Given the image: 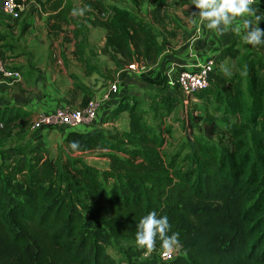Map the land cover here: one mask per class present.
<instances>
[{
    "label": "trees",
    "instance_id": "obj_1",
    "mask_svg": "<svg viewBox=\"0 0 264 264\" xmlns=\"http://www.w3.org/2000/svg\"><path fill=\"white\" fill-rule=\"evenodd\" d=\"M130 2L141 9L145 0ZM150 3L152 23L169 18L161 16L165 0ZM44 7L55 20L52 30H62L63 23L76 27L74 54L92 71L85 58L87 24L70 18L72 1L48 0ZM83 8L86 23L105 30L101 52L117 70L158 61L165 44L135 9L105 0H83ZM6 45L0 44L1 58ZM238 55L234 43L222 50L218 63ZM248 57L251 100L242 77L216 68L210 87L197 95L215 97L222 116L188 118L192 127L201 125L204 138L188 134L185 152L164 150V137L145 122L133 97L120 108L129 115L128 130L111 137L99 130L66 135L68 154H99L109 160L108 170L80 157L58 162L44 149L3 156L0 264H118L109 246L135 240L136 224L150 211L168 217L169 236L179 234L176 254L162 259L157 239L151 252L128 250L127 264H264V56ZM160 103L170 113L175 99L165 95ZM31 120L32 112L21 106L0 107V144ZM165 129L171 135L170 127Z\"/></svg>",
    "mask_w": 264,
    "mask_h": 264
},
{
    "label": "crops",
    "instance_id": "obj_2",
    "mask_svg": "<svg viewBox=\"0 0 264 264\" xmlns=\"http://www.w3.org/2000/svg\"><path fill=\"white\" fill-rule=\"evenodd\" d=\"M128 2L131 5L130 7L120 3L118 0L113 1L111 4L136 10L130 0ZM165 4L166 6L162 10L161 16L163 17L167 14L169 18H165L158 23H152L150 12L154 10V6L150 3V0H145L141 8V10H144L143 8L146 6L147 15L145 14V18L153 24L154 28L160 30V34L157 35L158 42L165 44V49L155 64L141 68L120 69L116 73V76H114L115 79H106L103 77L104 74L101 67L104 64L99 62V60L96 63L97 70L99 71L100 68L102 74H98L93 68L88 73L84 66H74L72 67L74 70L68 67L71 74L75 73L78 80H80L79 82L81 84L78 87L76 86L78 82L75 83L74 80L68 79L67 75H65L67 74L66 63H68L71 57L67 53L70 51L74 52L76 49L75 38L72 39V35H68L72 41H68L70 51L67 52L64 47L66 44L62 43V32L37 28V16H26L24 23L27 26H25L26 24H18L16 27V33L20 43L23 45V49L28 50V45L32 43V47L35 46V51L41 50V53H43L46 50L45 40L43 38L45 37L48 40L49 37L50 40L52 38V43H54L53 48H56L58 55L54 54L49 59L46 58V63H42L37 55L35 56L36 59L34 55H31L28 57V61L20 62V65L24 67L26 72L30 71L31 74L34 73L33 75L35 77L29 86L26 81H23L22 76L20 79L0 76V107L21 106L25 110L31 111L32 119H34L38 115L52 112L59 107L84 108L91 100H101V106L97 112V119L92 123H84L76 130L80 132L99 130L103 131L108 137H111L112 134L110 131L117 127L116 119L128 114L126 111H120V108L126 101H130L133 97L141 96L143 92L148 91L147 87L160 89L161 87L157 86H163L165 81H167L168 86H171V78L175 76L177 69H197L201 63L208 60L215 61L216 67H218L217 63L221 59L222 50L234 43L238 49H242L244 44H246L251 48V53L264 56V45L252 46L244 42V30L242 28L239 32L230 28L220 36H217L213 30L206 29L200 22L198 15L193 14L194 11L198 12V10L191 4V0H165ZM170 5H175V9L172 10ZM252 7L256 10L255 15L264 17V0H255ZM136 11L139 12L138 9ZM2 17L5 18L3 20L6 22L9 20L16 21L5 14ZM3 20L0 18V31L3 35L5 33L10 34V29L7 28L8 26H6ZM240 23L237 20L233 27L240 28ZM259 26L261 29H264V20L260 22ZM96 31L99 32L98 27ZM102 31H100V34L103 33ZM13 33H15V27H13ZM87 38L89 40V35ZM55 39L59 44L56 45ZM0 44H4V42L0 40ZM104 45L105 37H103L100 43V48L102 49ZM101 49L99 51L100 53ZM56 57L63 58L65 62V70L62 78L55 75L57 73H55L56 66L54 65ZM57 62H60V60ZM112 67L115 68V66ZM42 69L48 70L47 72H42ZM42 73L45 77L41 76ZM16 82L19 84L15 85ZM113 84L117 85V91L112 93L110 90ZM107 94H109V97L104 99ZM126 130L128 129L124 131ZM67 133L60 129H52L42 130L39 134L40 136L49 134L51 139L57 136V138L61 139V144L65 146L64 141ZM103 159L109 161L106 158Z\"/></svg>",
    "mask_w": 264,
    "mask_h": 264
},
{
    "label": "rangeland",
    "instance_id": "obj_3",
    "mask_svg": "<svg viewBox=\"0 0 264 264\" xmlns=\"http://www.w3.org/2000/svg\"><path fill=\"white\" fill-rule=\"evenodd\" d=\"M23 4L25 5L24 12L19 20L11 21L9 19L8 22L4 21L5 18L2 16L4 15L0 8V18L3 20L4 23H6L7 28L10 29V34L1 33L0 31V40H3L4 44H7L5 48L2 49L3 55L2 58L6 62V64L12 68L16 69L21 73V76L23 78V81H26L28 83V86L32 84L33 78L35 77L33 74H31L30 71L26 72L24 67L20 65L21 61H28V57L31 55L35 56L37 55L38 58L41 59L42 63H46L45 59H49L52 55L56 54V48H53L52 38H43L45 40V48L46 50L41 53V50L35 51V46L32 47V43L28 45V50L23 49L22 43H20V40L18 39L17 33H16V27L18 24H26L25 17L26 16H37L38 21L36 22V27L40 29H51L52 25H54L55 20L51 19V11L47 8V11L45 10L44 5L47 4L48 0H22ZM73 3L74 9H81L83 8V0H71ZM106 2L112 3L116 0H105ZM120 3L131 6L128 0H118ZM171 9H175V5H170ZM143 7V6H142ZM141 7V8H142ZM136 10H139V15L142 17H145L147 15L146 6H144V10H141L140 8L135 7ZM43 14V15H41ZM146 14V15H145ZM71 19L77 21V22H83L87 24L85 33L87 36L89 35V40H87L85 44V58L87 59V66L88 68H93L95 72L97 71L98 74H102L99 68V71L97 70L98 67L96 65L97 61L102 62L104 64L102 68L103 74L106 79H112L114 76H116V73L119 71L117 70L114 62L108 57L107 55H103L102 52L100 53V43L103 40V37H106V34H104L105 30L102 28H98V31H96V28L90 26L85 21V17L79 16V15H71ZM41 23V24H40ZM27 26V24L25 25ZM13 27H15V33H13ZM62 30L60 32L63 33V40L62 43H65L66 51H70L69 48V40L72 41L74 39V25H67L66 23L62 24ZM104 30V31H102ZM157 35L160 34V30L157 28H154ZM55 31V30H53ZM100 31L103 33L100 34ZM42 33V32H41ZM59 33V32H58ZM40 35V34H39ZM68 35H72V39L68 37ZM41 39V38H40ZM50 40V42H49ZM67 40V41H66ZM56 41V45L59 44ZM66 41V42H65ZM59 49V48H58ZM102 50V49H101ZM251 48L244 44L242 49H239V55L235 59L227 58L220 63H217L218 67L217 70L221 72V74H224L225 76L230 75H239L242 77V89L244 91L245 98L250 101V95H249V79H248V66H249V53ZM35 53H34V52ZM43 51V50H42ZM70 51L67 53L71 57L68 60V63H66V72L67 78L74 80L76 83V86H80V80L76 77L75 73L71 74L68 67L74 66H82L81 62L76 58L74 52ZM48 56V57H47ZM103 56V57H102ZM103 58V59H102ZM36 59V58H35ZM60 60V62H57ZM48 63V61H47ZM36 64V63H35ZM221 64V65H219ZM54 65L55 68V75L59 76L60 78L63 77V72L65 70V62L63 61V58L56 57ZM112 66H115L112 67ZM68 68V69H67ZM85 68V67H84ZM48 69H42L41 71L47 72ZM69 70V71H67ZM74 70V69H73ZM127 73V72H125ZM52 74V75H54ZM50 75V74H49ZM47 75V76H49ZM42 77H45V75H41ZM115 79V78H114ZM113 81V80H112ZM19 83H15L17 85ZM161 87L160 89L152 87L148 88V91H145L142 93L141 96L136 97L140 107L143 109L144 112V118L145 122L152 126L156 132L160 133L161 136L165 139V148L164 150L168 153L174 154L176 152H185V146L187 139L189 138L190 133H193V135L197 137L204 138L203 130L201 129V125H194L192 127L190 122V117H203L205 118L209 114H214L219 117L222 116V106H220L219 102L216 101L215 97H211L210 99H207L205 97L201 98L198 95H187L185 94L178 86L177 84H173L171 86H168L167 81H165L163 86H157ZM30 88V87H29ZM170 96L173 99H175V103L173 105L172 111L169 113V111L163 109V106L160 103L162 96ZM87 106V104H86ZM117 120V127L110 131V133L113 135L115 132H121L125 129H129L130 125V119L129 115L125 114L123 116H120ZM196 123V122H195ZM31 122H28L25 126H18L15 127L12 131V135L10 138L4 142L3 144H0V159L3 158V156H9V154H14L17 150H23V151H29L31 149H44L49 152L50 156L54 158L56 161L61 162L66 157H80L83 161H85L87 164L97 167L100 170H108L109 169V161L104 160L101 155L96 153H87V154H68L67 150L65 149V146L61 144V139L57 138V136L50 138L49 134H44L43 136H40V132H33L30 129ZM171 129V135H169L167 132H165V128ZM215 141H219L218 139H215ZM110 182L106 183V187L110 186ZM142 248L137 247L135 240L132 239H123V240H117L114 241L108 248L109 253L117 260L118 264H127V251H138ZM145 256L139 257V260H144Z\"/></svg>",
    "mask_w": 264,
    "mask_h": 264
},
{
    "label": "clouds",
    "instance_id": "obj_4",
    "mask_svg": "<svg viewBox=\"0 0 264 264\" xmlns=\"http://www.w3.org/2000/svg\"><path fill=\"white\" fill-rule=\"evenodd\" d=\"M254 0H191L195 6L193 14L198 15L200 22L208 30H213L217 36L224 34L230 28L239 32L244 30L243 40L252 46L264 45V29L259 26L264 17L255 15L256 10L252 7ZM84 8L73 9V15L83 16ZM254 17V18H253ZM239 20L240 28L233 27ZM72 149L78 144L72 142ZM168 217L158 216L155 211L148 212L136 224L135 243L137 247L151 252L157 239L161 241V247L169 254L173 246L179 245L178 233L172 232Z\"/></svg>",
    "mask_w": 264,
    "mask_h": 264
},
{
    "label": "built area",
    "instance_id": "obj_5",
    "mask_svg": "<svg viewBox=\"0 0 264 264\" xmlns=\"http://www.w3.org/2000/svg\"><path fill=\"white\" fill-rule=\"evenodd\" d=\"M0 8L3 14L9 16L12 20H18L24 12L25 5L18 0H0ZM216 68V62L213 60L201 63L197 69L179 68L176 70L175 76L171 78V84H177V86L189 96L197 95L210 87L212 76ZM0 76L4 78L20 79L21 73L16 69L10 68L0 57ZM110 91L112 93L116 92L117 85L113 84ZM108 97L109 94H107L104 99ZM101 102V100H91L84 108H56L52 112L38 115L32 119L30 129L33 132L52 129H60L66 132L76 130L84 123H92L97 119V112L101 106ZM175 254V249L172 250L170 256L163 250L161 252V258L169 259Z\"/></svg>",
    "mask_w": 264,
    "mask_h": 264
}]
</instances>
